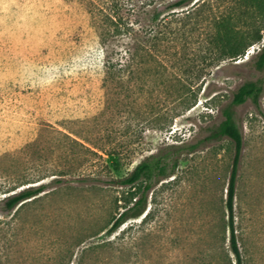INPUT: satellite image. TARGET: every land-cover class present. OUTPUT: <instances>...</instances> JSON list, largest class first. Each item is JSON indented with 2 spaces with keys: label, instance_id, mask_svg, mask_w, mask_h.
Instances as JSON below:
<instances>
[{
  "label": "rangeland",
  "instance_id": "1",
  "mask_svg": "<svg viewBox=\"0 0 264 264\" xmlns=\"http://www.w3.org/2000/svg\"><path fill=\"white\" fill-rule=\"evenodd\" d=\"M90 1L0 0V264H237L235 143L212 133L239 87L264 80V23L245 56L209 63L217 18L249 13L236 0L197 10L138 1L137 37L106 44ZM232 110L243 135L238 244L245 264H264V96ZM154 155L169 175L152 181L146 212L111 233L129 191L114 181ZM40 185L6 210L8 196Z\"/></svg>",
  "mask_w": 264,
  "mask_h": 264
},
{
  "label": "trees",
  "instance_id": "2",
  "mask_svg": "<svg viewBox=\"0 0 264 264\" xmlns=\"http://www.w3.org/2000/svg\"><path fill=\"white\" fill-rule=\"evenodd\" d=\"M138 1L141 2L142 8L155 6L160 1L165 0H102L90 1L89 13L93 18L98 19V36L106 44L109 40L118 37L135 39L137 37L136 23L130 21V16H134L138 10ZM169 5L171 10L183 9L190 7L197 10L200 6L206 5L208 0H170ZM236 9H245L248 14L235 15L234 13L228 16L219 17L216 20V30L213 33V41L219 47L216 58L208 57L209 63L216 61L221 64L227 60H237L246 55L250 46L261 42L263 36L260 30H257L258 24L264 23V0H236ZM235 9V10H236ZM253 11V13H251ZM186 13V11H183ZM129 16H126V15ZM177 12L166 15L162 21H165L170 16H176ZM189 17L190 13L186 14ZM154 22L159 21V15H154ZM240 25L256 28L250 32L240 29ZM156 40V39H154ZM167 40H171L170 36ZM255 67L259 71H264V44L255 56ZM207 61V58L206 60ZM207 61V62H208ZM111 69L115 65L110 66ZM264 96V80L248 81L241 85L234 94L230 107L223 110L224 120L216 129L213 130L214 138H229L235 143V156L233 161V169L228 186L227 207L229 210L230 219V243L233 253L237 258V264H245L240 247L238 244L236 229H235V197L237 191V179L239 172L240 158L243 149V135L235 120L232 106H239L248 101H252L255 105H259L260 100ZM195 149V148H193ZM119 167V162L115 164ZM169 163L164 156L154 155L140 162L126 177L115 180L121 187L129 188V191L120 199H116V205L120 208V201H123V211L115 218L111 233L116 232L129 220L138 219L147 210L148 207V192L152 189L155 179L168 176ZM147 180L142 193H140L139 184L142 180ZM135 189V190H133ZM45 191V186H31L24 188L6 198L5 207L7 211H12L19 205H24ZM27 201V202H26Z\"/></svg>",
  "mask_w": 264,
  "mask_h": 264
}]
</instances>
